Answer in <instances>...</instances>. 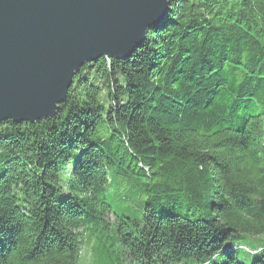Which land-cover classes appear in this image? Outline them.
Here are the masks:
<instances>
[{
    "label": "trees",
    "instance_id": "trees-1",
    "mask_svg": "<svg viewBox=\"0 0 264 264\" xmlns=\"http://www.w3.org/2000/svg\"><path fill=\"white\" fill-rule=\"evenodd\" d=\"M167 14L129 56H91L53 115L0 120V264H81L86 244L93 264H264L222 250L264 233V0ZM119 178L137 207L108 203Z\"/></svg>",
    "mask_w": 264,
    "mask_h": 264
},
{
    "label": "water",
    "instance_id": "water-1",
    "mask_svg": "<svg viewBox=\"0 0 264 264\" xmlns=\"http://www.w3.org/2000/svg\"><path fill=\"white\" fill-rule=\"evenodd\" d=\"M167 10L168 0H0V120L53 115L91 56H129Z\"/></svg>",
    "mask_w": 264,
    "mask_h": 264
},
{
    "label": "rangeland",
    "instance_id": "rangeland-1",
    "mask_svg": "<svg viewBox=\"0 0 264 264\" xmlns=\"http://www.w3.org/2000/svg\"><path fill=\"white\" fill-rule=\"evenodd\" d=\"M131 191L132 190L130 189V185H128L127 181L123 178L113 179L111 180L108 188L107 201L115 211L119 212L120 207L124 205V202L119 199L120 196L124 195L126 196L128 203L133 208L137 207L139 205V200L134 199V194ZM231 245L233 246L234 257L237 261L250 263L254 256L249 251H260L262 249L264 250V233L259 235H252L248 233L231 234L222 243V250L228 248ZM91 246L92 244L85 245L82 256L83 258L80 261L81 264H93L91 253H89V249H91ZM214 261H217V263H215ZM223 262L224 258L221 254L217 253L212 260L208 259L207 257L201 260L187 258L183 260L181 264H223Z\"/></svg>",
    "mask_w": 264,
    "mask_h": 264
}]
</instances>
